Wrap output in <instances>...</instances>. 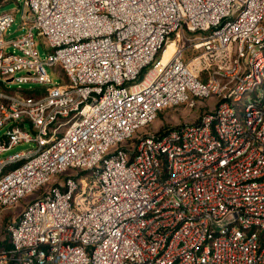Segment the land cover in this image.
<instances>
[{"label": "built area", "instance_id": "1", "mask_svg": "<svg viewBox=\"0 0 264 264\" xmlns=\"http://www.w3.org/2000/svg\"><path fill=\"white\" fill-rule=\"evenodd\" d=\"M19 9L14 38L16 12H0V154L36 147L0 159V210L37 195L0 264H264V0ZM211 98L196 121L149 129Z\"/></svg>", "mask_w": 264, "mask_h": 264}, {"label": "rangeland", "instance_id": "2", "mask_svg": "<svg viewBox=\"0 0 264 264\" xmlns=\"http://www.w3.org/2000/svg\"><path fill=\"white\" fill-rule=\"evenodd\" d=\"M22 0H0L1 7L0 12L3 11H15V19L13 23L7 28L6 35L9 38L19 37L23 34H25L28 31V26L23 25L22 22V12L19 9V4ZM35 39H36V49L38 51L39 56L42 59H47L50 48L45 44L44 37L37 31H34ZM186 35H191V33L186 32ZM13 47H10L8 49V52L13 51ZM15 53L17 55H23L22 51L19 49L15 50ZM194 51L190 50L189 55H192ZM153 66V65H152ZM151 66V68H152ZM48 73L51 77L52 83L54 85L61 84L63 81V74H62V67L60 65H56L54 67H47ZM23 74V73H19ZM143 78V75L140 77L139 81ZM17 85L12 84L11 87H16ZM38 85L36 84H23V88H33ZM215 99L211 98L208 100L204 99H198V104L195 108H190L186 105H180L175 109H165L162 113L158 115L156 120L150 124L149 129L153 132L159 131L163 127H171L181 122H194L199 117L200 114L206 109L211 108L214 106ZM28 128H30V125H27ZM4 130L1 131L3 133ZM36 147L35 142H21L17 144L14 148L11 150L0 154V159L6 157L7 155L18 152V151H25L28 149H32ZM37 193L31 194L27 196L26 198L22 199L16 206L10 208V209H3L0 210V242L5 241L9 237L8 233V225L9 222L18 217L22 210L24 209L25 205L32 201Z\"/></svg>", "mask_w": 264, "mask_h": 264}, {"label": "bare ground", "instance_id": "3", "mask_svg": "<svg viewBox=\"0 0 264 264\" xmlns=\"http://www.w3.org/2000/svg\"><path fill=\"white\" fill-rule=\"evenodd\" d=\"M175 49H176V43L174 41H172L171 43L168 44V47L166 48L165 53H164V61L165 62L171 58Z\"/></svg>", "mask_w": 264, "mask_h": 264}, {"label": "trees", "instance_id": "4", "mask_svg": "<svg viewBox=\"0 0 264 264\" xmlns=\"http://www.w3.org/2000/svg\"><path fill=\"white\" fill-rule=\"evenodd\" d=\"M25 92H26V94H31V95H34L37 93L36 90H33V89L32 90H26ZM8 246H10L9 237L5 241L0 242V248L8 247Z\"/></svg>", "mask_w": 264, "mask_h": 264}]
</instances>
